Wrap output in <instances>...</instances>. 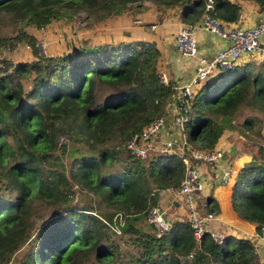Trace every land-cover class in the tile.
<instances>
[{
	"label": "trees",
	"instance_id": "trees-1",
	"mask_svg": "<svg viewBox=\"0 0 264 264\" xmlns=\"http://www.w3.org/2000/svg\"><path fill=\"white\" fill-rule=\"evenodd\" d=\"M148 1L156 9L179 5L185 24L205 15L235 23L240 11V0H212L211 10L206 0H0V24L15 26L14 40L36 53L28 26L80 13L91 24ZM248 1L264 11V0ZM12 40L0 48L11 49ZM159 56L156 44L143 40L75 46L30 61L0 55V264L20 249L18 264H183L184 257L187 264H258L250 238L228 234L218 243L206 231L197 244L186 219L163 231L132 221L146 217L159 191L179 187L186 173L180 154L140 159L127 148L175 98L174 84L159 76ZM249 63L219 69L197 88L184 129L192 147L213 152L232 129L244 138L227 121L244 103L264 115V72ZM255 124L242 123L247 130ZM257 147L259 155L235 175L231 199L234 213L256 229L264 225V146ZM75 193L88 196L81 208L72 204ZM205 211H219L212 196ZM116 212L125 216L120 233L100 218Z\"/></svg>",
	"mask_w": 264,
	"mask_h": 264
},
{
	"label": "built area",
	"instance_id": "built-area-1",
	"mask_svg": "<svg viewBox=\"0 0 264 264\" xmlns=\"http://www.w3.org/2000/svg\"><path fill=\"white\" fill-rule=\"evenodd\" d=\"M206 8L210 10L213 8L212 0H206ZM262 13L263 17L253 25L233 24L228 28H223L218 20L205 15L198 22L199 26L206 31L218 33L226 42L225 46L219 49L212 57H207L197 52L194 32L198 23H183L174 35L176 50L187 56H195L197 64L193 76L187 83L178 87V91L172 101L173 103L171 102L173 104V120L178 127L176 129V137L171 135L169 139H175L176 141L179 139L181 141L180 145H177L178 150L175 152L176 142L172 140H167L162 150L169 153H178L179 151L183 156L186 166L184 179L179 187L169 189L173 193L183 196L184 204L188 210L185 219L193 230L197 244H199L203 233L206 231L218 243L223 240L224 236L209 227L210 222L216 218V215L213 212H206V200L199 199L201 197L198 192L202 189V182L195 163L203 161L213 165L223 158L224 152L218 149L213 152H204L188 143L184 132L185 122L188 119L187 112L189 111L191 100L194 98L195 90L206 78L219 72V69L231 68L240 63L239 60L241 58L253 54L261 56L264 60V11ZM159 76L163 82H168L164 72H159ZM165 127H167V114L154 119L151 123L144 126L140 133L132 136L127 142V148L135 157L145 159L149 154V149H152L153 144H156L154 142L158 137L157 134ZM222 168L223 181L225 183L232 182L234 176L233 168L231 166ZM146 217L148 223L159 231L167 230L170 227L171 222L165 219L166 217L158 206L151 207ZM100 218L116 233H120L125 224V216L121 212L114 213L110 219ZM253 237L258 243L264 244V225H260L256 229Z\"/></svg>",
	"mask_w": 264,
	"mask_h": 264
},
{
	"label": "crops",
	"instance_id": "crops-1",
	"mask_svg": "<svg viewBox=\"0 0 264 264\" xmlns=\"http://www.w3.org/2000/svg\"><path fill=\"white\" fill-rule=\"evenodd\" d=\"M239 4L240 11L237 22L227 24L223 23V28H228L233 24L250 26L257 23L263 17V11H260L254 2L240 0ZM145 6L146 7L141 11H128V13H131L129 16L135 14V16L139 17V20L136 22L142 21L144 24H152L150 26H154V29H151L150 27L148 29V27H145L143 24L140 28L141 38L145 41L154 42L160 50L158 71L166 74L168 82L174 84L175 91L177 93L178 87L187 83L193 76L197 64L195 56L184 55L178 52L175 48L174 35L180 28L181 24H183L179 18L180 6L175 5L169 8L156 9L151 2H147ZM145 32L149 33L143 35ZM194 35L196 38L197 52L202 53L207 57H212L226 44L225 40L218 33L204 30L199 26V23L195 26ZM124 39L125 38L122 40ZM252 57L253 56L241 58L239 62L248 63L252 61ZM172 103L167 105L168 108L166 107L167 127L171 121V116L168 113L169 109H172L169 108L173 105ZM167 127L163 128L160 132L161 136H163L166 129L172 130L174 128ZM172 133L174 134V132ZM173 134L171 135L174 136ZM229 134V136H231L233 134L232 131H230ZM176 135L177 132H175L174 137H176ZM232 146L233 148H231ZM229 148L231 149L228 151ZM215 149L222 150L224 152L223 158L217 163H214L213 165L203 161H197L195 163L202 182V189L198 192V195L201 197L199 199L207 200L209 196H212L219 205V211L215 213L216 222L215 220L211 221L209 227L210 229L223 235H228L230 230L235 229V232H240V236L234 234L236 237L253 239L255 250L259 257L258 264H264V244L261 242L258 243V241L253 237V234L256 232V225L239 218L232 210L231 205L235 175L242 167V164L251 159L249 155L250 153L247 151V154H245L243 150L240 151L238 149L237 145L231 144L228 146L227 144L222 143L221 140H219ZM226 166H231L234 170L233 181H230L229 183H225L222 179L221 170L223 169L222 167ZM161 194H165V197L162 198ZM181 199L182 196L180 197V195L173 193L169 188L159 191L158 206L166 208L167 210L170 209V203H172L173 206H177L175 211L173 209L172 214L169 215L172 219L171 221L176 219H185L186 210L184 205H180ZM227 228L229 230H227ZM231 234H233V232Z\"/></svg>",
	"mask_w": 264,
	"mask_h": 264
},
{
	"label": "rangeland",
	"instance_id": "rangeland-1",
	"mask_svg": "<svg viewBox=\"0 0 264 264\" xmlns=\"http://www.w3.org/2000/svg\"><path fill=\"white\" fill-rule=\"evenodd\" d=\"M146 4L147 2L145 3V5ZM145 7L146 6H144V8ZM130 10H135V12L141 11L135 8L133 9L130 8L129 10L117 15L116 17H110L91 24H85L83 20L85 14L80 13L79 17L77 18L71 20H66V19L56 20L40 28H37L35 26H28L25 29V31L27 35H31L36 39L35 42V48L37 47L36 53L33 50L31 44H29V42H27L26 40L23 39L14 40L16 36L17 37L19 36L18 30L15 26L7 22L0 24V42L6 41L9 38V39H13L12 43L15 42L16 44L15 46L10 45L11 49H9L8 44L2 46L0 48V55L1 57L11 60V62L30 61L36 59L37 58L36 56L63 54L65 52L73 50L75 46L96 45L100 42H107V40H109V42H116L118 40H122L123 38H125L123 41H132V42L142 41L140 28L143 26L144 23L142 21L136 22L137 20H139V17L135 16V14L129 16V14L131 13L130 12L128 13V11ZM150 25L152 24H144V26L148 27V29L149 27L151 29H154ZM221 25L223 26V24ZM147 33L149 32H145L143 33V35ZM250 56H253L252 61H250L249 63L250 69L251 70L253 69L254 72L257 71L264 72V60L262 59V57L257 54H253ZM169 108H172V106ZM172 109H169V115L171 116V121L168 124L167 128H171V127L174 128L172 130L166 129V131H164L163 133V136H161V133L157 134L158 137L154 142L156 144H153L154 147L152 149L150 148L151 150L149 149V156H153L161 152H165L162 150V148L163 146H165L167 140H172L173 142H176L175 152L178 150L177 145H180L181 141H179V139H177V141L175 139H169L171 137V134H173L172 132H174L173 135L175 136V132L178 127L177 125H175V121L173 120ZM246 118H254V120L257 121V124H255L251 129L247 130V128H245L242 125L243 121ZM228 120L231 123H233L236 129H240L244 133L242 135L244 138H242L241 135H238V133H235L234 130L232 129L233 134L231 136H229L230 131H226L220 137L219 140H221L222 143H225L228 146L231 144L237 145L238 149L240 151L243 150L245 154H247L248 151L250 153L249 155L251 159L255 158V156H258L259 151L257 146L258 145L264 146V115L259 113L255 109H252V106L244 103L240 106V108L231 118L227 119V121ZM67 147L69 150L71 149L72 146L71 144H69ZM180 153L181 152L178 151L177 154ZM239 194L240 192L238 190L237 195ZM161 197L162 198L165 197V194H161ZM87 200H88V196L75 193L72 204L78 208H81L80 206L83 205L84 202H86ZM180 201H181L180 205H184L185 207L186 210L185 218H186L188 210L184 204L183 196ZM169 207L170 209L167 210L166 208H162L161 206H158L159 210L166 217L165 219H168L170 222H172L171 221L172 219L171 217H169V215L172 214L173 209L175 211L177 206H173L172 203H170ZM132 221L136 223L141 229H151L152 227L148 223L147 217L144 216L139 217L136 220L133 219ZM40 223H41L40 220L36 222L34 230L37 229V226H39ZM227 230L229 229L227 228ZM232 232L233 234H231ZM228 233L233 236L235 235L240 236V232L238 231L235 232V229L230 230V232ZM242 238H246V237H242ZM251 240L253 241V239ZM22 253L23 250L21 249L17 251L11 257L8 264H18L17 263L18 257L21 256ZM182 262L183 264H187L188 257L182 258Z\"/></svg>",
	"mask_w": 264,
	"mask_h": 264
},
{
	"label": "water",
	"instance_id": "water-1",
	"mask_svg": "<svg viewBox=\"0 0 264 264\" xmlns=\"http://www.w3.org/2000/svg\"><path fill=\"white\" fill-rule=\"evenodd\" d=\"M231 148H233V146H232ZM231 148H229L228 151H229Z\"/></svg>",
	"mask_w": 264,
	"mask_h": 264
}]
</instances>
